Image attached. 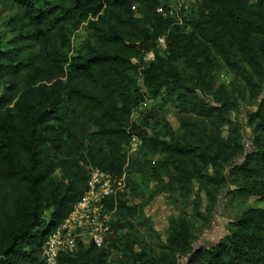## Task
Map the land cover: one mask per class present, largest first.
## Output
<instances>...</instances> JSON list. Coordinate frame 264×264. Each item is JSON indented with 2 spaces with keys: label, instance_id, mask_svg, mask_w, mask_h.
I'll list each match as a JSON object with an SVG mask.
<instances>
[{
  "label": "trees",
  "instance_id": "16d2710c",
  "mask_svg": "<svg viewBox=\"0 0 264 264\" xmlns=\"http://www.w3.org/2000/svg\"><path fill=\"white\" fill-rule=\"evenodd\" d=\"M168 1L2 0L15 13L6 21L11 37L0 29V264L38 263L47 235L86 190L90 169L123 175L126 149L145 136L151 118L132 119L144 94L175 96L182 106L189 103L191 110L224 120L231 101L216 106L199 95L193 99L194 89L169 59L201 71L205 51L212 48L235 73L250 80L264 74V5L194 0L190 15L178 24L157 12L160 6L167 11ZM80 25L87 40L71 51L70 34ZM161 36L165 55L157 47ZM149 51L154 58L144 61ZM248 120L255 146L237 166L250 174L238 192L257 196L262 205L242 210L211 246L193 247L188 219L171 216L166 246L186 257V264H264V96ZM229 130L231 135L238 131ZM217 131L196 145L173 137L152 141L185 183L200 167L210 166L215 175L209 180L218 185L223 180L219 152L232 137ZM106 204L116 216L112 232L137 209L124 192ZM195 214L201 216L196 208ZM108 235L102 246L79 244L73 253H61L58 264H109L113 239ZM133 246L125 243L121 257L129 264H154Z\"/></svg>",
  "mask_w": 264,
  "mask_h": 264
},
{
  "label": "rangeland",
  "instance_id": "374dc122",
  "mask_svg": "<svg viewBox=\"0 0 264 264\" xmlns=\"http://www.w3.org/2000/svg\"><path fill=\"white\" fill-rule=\"evenodd\" d=\"M252 2L264 5V0ZM167 5L176 12L178 0H169ZM188 5L193 8L195 1L188 0ZM14 13V7L0 0V29L7 38L11 34L6 21ZM179 15L183 24L187 16ZM85 40L87 34L80 25L70 34V50L74 51ZM165 46L164 40V44L158 47L162 55L166 54ZM206 52V65L201 71L183 60L169 59L168 62L186 78L188 87L194 89L193 99L194 95H199L216 106L229 100L232 108L221 120L191 110L189 103L182 106L175 96L170 100L163 94L161 99H157L143 93L144 96L133 108L132 119L139 121L144 114L151 118L148 119L145 136H137L126 149L127 164L121 181L126 201L137 209L134 216L122 220V229L109 230L108 236L113 239V247H109V264H129L126 258L121 257L125 243L134 244L136 253H147L154 264H186V257L166 246V231L171 216L186 217L193 233L192 246L202 247L216 244L227 233L230 221L246 207L262 205L257 196L238 192L241 185L250 181V174L243 173L237 166L244 161L248 150L255 146L253 125L248 119L264 96V74L250 80L229 69L214 49L209 48ZM166 125L168 129L159 128ZM231 128L238 131L231 135ZM215 130L227 140L229 134L232 137L229 146L219 152V173L223 180L218 185L209 180L215 175L210 166L200 167V172L185 183L170 162L164 163L169 156L152 141L154 137L163 140L173 137L179 142L196 145L200 137L205 140L206 133ZM195 163L194 167H198L199 160ZM56 175L60 176V172L57 171ZM195 208L201 216L195 214ZM114 219L116 216L112 213L110 221ZM118 245L119 248L116 247Z\"/></svg>",
  "mask_w": 264,
  "mask_h": 264
},
{
  "label": "built area",
  "instance_id": "2783aa9c",
  "mask_svg": "<svg viewBox=\"0 0 264 264\" xmlns=\"http://www.w3.org/2000/svg\"><path fill=\"white\" fill-rule=\"evenodd\" d=\"M175 10L177 11L174 12V8L169 5L167 11L162 6L157 8V12L163 16H172L176 19V23L182 24L179 14L187 16V13L191 12L188 0H178V7ZM164 40V36L158 38L157 47L164 44ZM153 58L154 52L149 51L144 55L143 60L150 61ZM122 179H124L123 175L116 178L99 168L90 169L86 190L75 202L67 217L47 235L37 264H58L61 253H73L79 244L102 246L109 233L110 217L113 213L108 210L106 201L123 191Z\"/></svg>",
  "mask_w": 264,
  "mask_h": 264
},
{
  "label": "water",
  "instance_id": "95a60500",
  "mask_svg": "<svg viewBox=\"0 0 264 264\" xmlns=\"http://www.w3.org/2000/svg\"><path fill=\"white\" fill-rule=\"evenodd\" d=\"M205 246H209V245L206 244ZM210 246H211V245H210Z\"/></svg>",
  "mask_w": 264,
  "mask_h": 264
}]
</instances>
